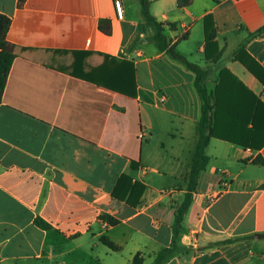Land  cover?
<instances>
[{"label": "crops", "instance_id": "obj_1", "mask_svg": "<svg viewBox=\"0 0 264 264\" xmlns=\"http://www.w3.org/2000/svg\"><path fill=\"white\" fill-rule=\"evenodd\" d=\"M149 1L169 46L203 69L216 133L240 125L232 115L254 102L235 78L264 104V85L249 70H264V37L249 39L264 26V0ZM121 3L122 20L114 0H0L15 46L0 104V264H133L136 256L151 264L172 244L202 100L196 74L155 44L140 1ZM101 20L111 21L110 35ZM75 52L90 53L87 69L106 56L133 62L138 95L74 76ZM206 154L181 233L187 252L167 264H264V146L216 136ZM125 174L145 186L138 204L113 197ZM37 218L52 228L41 229Z\"/></svg>", "mask_w": 264, "mask_h": 264}, {"label": "trees", "instance_id": "obj_2", "mask_svg": "<svg viewBox=\"0 0 264 264\" xmlns=\"http://www.w3.org/2000/svg\"><path fill=\"white\" fill-rule=\"evenodd\" d=\"M145 21L151 27L154 32V41L157 47L161 51H166L170 57L180 63H182L187 69L196 74L195 87L199 92L202 100V118L200 121V138L195 151V156L192 165V171L189 176L188 193L181 206L178 207L176 212V218L173 225V241L170 247L163 248L155 257V260L151 264H167L173 258L181 253H186L181 244V233L185 217L190 209L193 192L196 190L198 179L201 173L206 169L209 164L210 158L206 154V148L208 147L213 137H220L221 139L233 143L238 146L249 148L252 150H260L264 146V104L249 90L245 89L243 84L236 78L234 82L244 90L248 98H252L250 101L249 110L246 114L239 115L236 113L232 116L235 117V122L240 124L229 129V132L220 135L215 130V100L209 94V91L205 85V73L199 66L189 62L186 57L177 53L174 48L169 46V42L164 34V27L158 23L157 20L150 12V1L139 0ZM179 5H187L190 0H178ZM26 0H19V6H23ZM11 26V19L6 15L0 14V104L2 101V95L5 90L8 75L15 59V46L7 39V34ZM99 29L110 35L112 33V24L110 20H101L99 23ZM258 37H264V26L258 30L249 34V39ZM215 38V29H212L208 36L209 40ZM76 62L72 67V74L76 77L86 79L90 82L107 87L114 91L136 97L137 83H136V69L133 62L124 61L117 62L113 58L105 57V62L96 68H92L85 63V59L90 55L89 52L74 53ZM222 53L220 52L215 61H218ZM249 70L256 75L258 80L264 85V70L257 67H249ZM251 100V99H250ZM220 102V100H218ZM139 163L132 162V170L139 169ZM145 193V186L140 182H133V178L130 175H122L114 192L113 197L119 201H125L128 199L129 203L137 201L139 203L143 194ZM128 197V198H127ZM134 204V203H133ZM102 221L107 222L110 226H117L120 224V220L109 215L103 214L100 216ZM35 224L41 229H51L52 226L45 222L41 218L35 220ZM101 241L110 249L118 251L119 247L113 243L107 236H103ZM231 241L222 242L218 244H210L206 248H212L221 244L230 243ZM133 264H144V258L136 256L133 260Z\"/></svg>", "mask_w": 264, "mask_h": 264}, {"label": "built area", "instance_id": "obj_3", "mask_svg": "<svg viewBox=\"0 0 264 264\" xmlns=\"http://www.w3.org/2000/svg\"><path fill=\"white\" fill-rule=\"evenodd\" d=\"M114 8L116 16L118 19L122 20L124 18V9L121 3V0H114ZM165 99H162L161 102H164Z\"/></svg>", "mask_w": 264, "mask_h": 264}, {"label": "rangeland", "instance_id": "obj_4", "mask_svg": "<svg viewBox=\"0 0 264 264\" xmlns=\"http://www.w3.org/2000/svg\"><path fill=\"white\" fill-rule=\"evenodd\" d=\"M166 138H164L163 140H165ZM188 240H186V242H187ZM124 259V258H123ZM122 262H119V264H123L124 262H123V260H121Z\"/></svg>", "mask_w": 264, "mask_h": 264}]
</instances>
